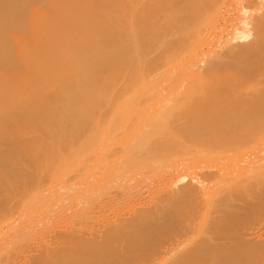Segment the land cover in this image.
<instances>
[{
	"label": "bare ground",
	"instance_id": "1",
	"mask_svg": "<svg viewBox=\"0 0 264 264\" xmlns=\"http://www.w3.org/2000/svg\"><path fill=\"white\" fill-rule=\"evenodd\" d=\"M186 1L189 3H187ZM204 2L205 0H0V184L9 175L16 176L19 181L20 180L28 181V180L34 179L35 177L36 179H39V180L41 179V176H42L41 173L37 174L36 176L32 173H29V171H26L24 169H18L15 167V165L18 162L22 163L24 158H26L25 156L22 157L16 153L18 152L24 153L22 151H25L26 152L25 154H27L30 149L33 150L34 146H36V141L33 139H30L29 137H24L25 134H38V148L40 147L41 152H43L42 150L46 149L43 153L46 156L49 155V158L50 157L53 158L55 156L54 153L57 151L55 148L58 147L56 143L59 144L58 148L61 149L63 145L64 148L62 147L63 149L61 150H64V149L66 150L65 147L69 145L73 146L74 141L78 140L79 143L82 142L80 141L82 139L84 141L86 136L89 133H91V130L93 129L94 125H96V123L92 124L93 126H91V129H90L88 127L90 124V119L94 118L96 119V122H97V118H95V115L99 116V114H102L103 111H105L106 108L104 110H101V109L107 106L109 100H111L110 101L111 105L112 103L113 104L116 103V106L118 109V111L116 110L114 114V116L116 117H114L115 119L112 121V123L115 121H118V119L119 121L121 119L127 120L130 115V111H125L123 110L124 108L123 109L121 108L123 107L124 101L128 100L127 98H130L131 95H133V93L135 92L134 91L135 89L137 90V88L135 89L133 88V85L134 84L137 85L136 82L137 81L140 82L142 78L140 77L141 79H139V77L135 75L136 72L131 71L133 68L137 70V68L134 67V65H135V62H137L138 64V59L137 60L135 59L136 60L135 62L133 61L134 59L133 60L130 59L132 61L131 62L129 58H126V60H124L122 56L124 55L123 47H122V44L119 43V41L122 40L125 35H128L131 33L129 29H132L133 23H135L134 18L137 16L139 20L141 21V22L138 21V23L139 24L144 23V25H142L143 27L142 29L144 32H141V35L143 38L142 39L139 38L142 45L141 43H138V42L137 43L141 47L143 46V42L146 40L145 41L146 47L147 46L149 47V39L156 35L160 36L159 35L160 30H158L159 23L157 24L158 20H161L160 21L161 26L159 27H162L166 22L171 21L172 22L171 26L173 25L175 27L176 25L181 30V26L182 25L185 26V23L190 21L191 20L190 18L196 15L195 13L197 12L195 11L194 15L185 19V16L183 15H185L187 11L184 5L186 6L190 5V8H194V6L191 7L192 6L191 4L193 5L195 4L196 6L198 5L197 7L195 6L196 8H198L199 5L201 6V3L203 4ZM173 6L176 11V13L174 12V14L173 12L171 13V10H170V8L171 7L173 8ZM177 6H179L180 8L183 7L185 11L182 12V10H179ZM160 9L164 10V12L162 13L160 12L161 18H159L160 16L156 14L158 13L157 10H160ZM130 10H131V13L128 14ZM187 10H190V9H187ZM166 11L168 13H166ZM179 11H181V13H179ZM178 13H179V16L183 13V15H181L183 17L180 16L181 18L179 19L173 16L176 14V16L178 17L177 15ZM165 15L171 18L175 17L176 19L174 18L175 19L174 21L168 20L165 17ZM256 16H258V14H256ZM263 17L264 16H261V17L259 16L260 18L259 20H261ZM255 18L257 19V17ZM187 19H190V20H187ZM263 20H261L262 22L259 21V23H256L258 24V26L256 25L255 26L259 28L264 27V25L259 26L260 23H264ZM255 21L256 20L254 19V23ZM147 22H149V24ZM167 28L168 29H166V31L170 32L171 31L170 28L169 27ZM259 28L258 29L255 28V30L257 29L259 31ZM135 30H137V27L135 28ZM138 35H140L139 30H138ZM263 35H261V37L259 38L253 39L250 42H247L245 40L246 42L240 41L241 43L240 42L237 43L236 41L234 42L235 44L232 43L231 45L227 46L225 50H223L225 52L224 54H222L223 57L218 56L220 58L216 62H213L212 60L213 62L212 63L208 59L210 64L203 65V70L201 71V73H199L201 74V76H198L199 75L198 74L197 77L196 76L194 77L195 79L193 78V80L192 79L191 81L189 80L190 82L188 81L189 83L188 82L185 83L186 85L185 89L187 88V86L188 88H190V85H193L195 87L191 86L193 88V89L190 88L192 89V91L191 90L187 91V93L188 92L190 93L188 94L186 93L185 97H184V94L183 96L182 94L180 95L181 97H183L181 99L182 103L178 98L180 96H177L178 99L176 98L177 99L176 101H178L179 104L175 100L174 101L178 104V106H175V107L171 106L173 108L172 109L167 105L166 108L168 109L163 108L166 112L162 111L163 114L158 113L157 115L161 117L165 115L166 117L169 118V120L174 119L172 117H176V116H179L180 119L182 118L184 121L178 127L176 126L177 130L184 131V133L188 134V136H190L194 140V142L195 143L197 142L198 144L199 142L200 143L203 142L205 144V141L207 142L209 139L211 140V138L207 136L211 134H214L216 136L217 140L215 141L217 145L219 144L217 146L219 148L222 145H224V147L225 145H227L226 147L228 148L229 144L230 145L234 144L236 146L237 144L240 146H249L250 144H257L260 142L263 143L264 141V37H262ZM173 38L175 37H172V39ZM204 38L206 39V37ZM181 40L182 39H180V41ZM178 41H179V38H178ZM222 42H220V44ZM166 43L167 42L163 44L164 47L161 46V49L162 47L163 49H165L166 46L169 45L168 43L166 45ZM183 43L184 42H182V44ZM178 44H181V43L179 42ZM173 45L175 44L173 43ZM171 48H175V47L173 46ZM132 49L134 50V48ZM163 49L161 50V52L163 51ZM166 49H168V47ZM169 51L171 52L167 53L163 51L166 54H161L160 51H159L160 53L157 52L160 55H164V56L165 55L167 56V54L172 55V57H170L171 55L169 57H166V56L165 57L163 56L164 58L162 57V59L166 58V61L168 60L167 58H172V62L169 60L171 63L167 67L177 62L178 60L177 55L179 56V53H180V52H177L178 54L177 55L175 54L176 55V58H175L173 54L176 53V50L172 52V49H170ZM158 56L159 55L154 56V57H158ZM245 57L247 58L245 59ZM174 59H177L176 62H173ZM213 59H216V58H213ZM127 60H128V64H125L127 63ZM153 60L154 58L150 61H153ZM156 60H159V59H156ZM144 61L146 62L145 64L150 65L148 64L149 62H147L149 61V59L148 60L141 59V64ZM160 61L162 60H159V62ZM166 61L162 62L164 63V65L161 63V65L163 66V69H164V66H166L165 65ZM169 61L167 62L169 63ZM154 63H156V61H154ZM154 63L151 64V66L155 65ZM238 64H241V66L243 67L240 68ZM156 65L157 66H153V67H159V70L163 71V69H160L161 66H159V64H156ZM123 66L125 67V69ZM235 66H238L240 69L238 70V67H237V70H236ZM120 68L123 71L124 70L125 71L121 72V70H119ZM147 68L149 67L147 66ZM145 69L146 67L143 70ZM233 69L236 71H233ZM149 70L153 72L154 69L152 70V68H149ZM149 70H147L146 72H149ZM159 70L157 69V71ZM174 70H175V67H174ZM130 71H131V74L129 76ZM213 72L215 75L213 74ZM120 73L122 74L124 73V76H122V74ZM154 73H156V71H154ZM169 73L170 72H167V74H164V75L167 76ZM175 73L176 72H174V74ZM259 73H260V76H259ZM132 74H134L136 77ZM178 74L179 73L175 74V77L173 76L172 79L174 81L178 80ZM209 74L212 75V77L214 76L213 82L203 80V78L205 77L201 78L202 76L209 75ZM257 74H258V79L261 76L263 77L262 80L259 79L261 80V82H259V80L256 78ZM147 75L148 74H146V77L145 78L143 77V79L147 78L146 80H149V78L150 79L153 78V76L147 77ZM161 75L163 74L160 73V76ZM252 76L256 78V79L255 78L253 79H255L258 82V83L255 82L257 83L256 85L258 86H256L255 83H253L254 81L252 79L251 80V82L253 81L252 84L256 86L252 88L253 90L250 89L251 91H248L246 93L242 92V90L239 93L236 92V90H239L241 88L244 89V87H240L241 85L240 82L242 81L247 82L246 80L247 79L250 80ZM157 78H160L159 75L158 77L156 75V79ZM161 78H163V76H161ZM173 80H170L172 83L169 81L171 83L170 88L176 84V82L174 83ZM249 80H248V83H249ZM144 81L145 80H143V82ZM126 82L131 83V84L133 83V84L130 85L129 87H127L129 84L127 86L124 85L126 87V89L124 87L125 89L123 93L124 97L123 95L121 96V98L116 97V96L112 97L113 95H116L117 92L120 91V89L123 90L122 84ZM161 82L163 81H160L159 84H161ZM159 84L157 83V85ZM236 84L237 86L238 84H240L239 89L233 90V86L237 88V86H235ZM169 85L170 84H168L167 86ZM243 85L245 86V83L242 84V86ZM250 86L252 87L253 85L250 84ZM175 87L177 88V85ZM150 88H153V85H151ZM164 88L166 89L168 87H164ZM198 88H199V91L201 89L200 93L203 95H199L200 93L197 90H196L197 92L194 91V89H198ZM112 89H114V91ZM171 89L169 90L171 91ZM207 90L209 94L207 93ZM185 91L186 90H184V92ZM113 92L114 93L116 92V94H114ZM150 92L152 94V91ZM167 92H166V96L168 97L169 93L167 94ZM145 93L146 92L144 91L140 93V97L142 94H145ZM134 97L135 99L140 98L138 94ZM162 97L165 98V96H162ZM114 98H115V101H114ZM146 98H148V96L144 97V100ZM141 100L142 102L144 101L143 99ZM137 101L139 100L137 99ZM130 103L128 102V104ZM183 103L184 105H181ZM111 105L109 103L108 107H110ZM109 109L107 108L106 111ZM111 109L110 111L112 112V110L115 111L116 108L112 110ZM174 111L175 112L178 111V112L175 113ZM227 111L230 112L231 116H228L230 114ZM167 112H170V113L167 114ZM103 114L110 115L109 113L108 114L103 113ZM144 114H146V112ZM224 114L226 115L224 117L227 118V120L224 119L225 121L228 122V117L230 118L228 125L227 124L224 125L222 123L218 124L219 122L217 118H221ZM102 116L103 115L100 116L99 120L102 119L101 122H103L102 124L105 125L108 120L105 121L103 118H101ZM143 116L144 115H142V117ZM134 119H136V117ZM163 120L165 121L162 122L160 120V122H162L163 125L159 121L156 122L154 120L157 124L156 127L158 128V130L162 129L165 126V124L167 126L166 119H163ZM138 121H141V120H138ZM101 122L98 121V124L101 125L100 124ZM114 124L115 123H113L112 127L110 128L111 132H112L111 129H115V127L113 126ZM133 126H131V128H133ZM137 126H139V124H137L135 127ZM161 126L162 128H159ZM171 126H172L171 124H168L167 127L171 128ZM128 127L130 128V125ZM167 127L165 128V130L168 129ZM173 127L171 129H176ZM118 128L119 126H117L116 129ZM102 129L103 128L101 129L97 128L96 131L97 132L103 131ZM170 131H171L170 129L167 130L168 135H170V133L172 132ZM129 132H132V130L130 131L129 129ZM119 134H123V132ZM218 135L220 137H218ZM40 136H42L41 138L43 141L42 143L39 139ZM83 136H85V138H83ZM201 137H203L204 140L205 138L207 139V137L208 139L204 141ZM197 139H199L198 140L199 142L197 141ZM211 141H213V143ZM211 141H210L211 144H216L214 143L213 139ZM161 142H162L161 144L163 145L165 144V141H161ZM128 143L129 142L125 143L124 146H126ZM157 143H160V142L157 141ZM166 145H168V141L166 142ZM195 145L198 146L197 144ZM162 146H160V148ZM71 148H75V145ZM166 148L167 147H165V149ZM232 148L230 150L234 149ZM67 150L71 151L70 148ZM74 150H76V148ZM46 152L47 154L48 153L49 154L47 155ZM33 154L28 153L26 155V156L29 155L28 158L26 159L28 160L27 162L33 161L32 157L35 156ZM31 155L33 156L30 157ZM19 157L20 158L22 157L23 160L21 159L22 160L21 161ZM24 162L26 161L24 160ZM260 162L262 163V161ZM44 164L46 165V163ZM44 164L42 162L41 165L45 166ZM12 165H14L13 168L5 169L6 166H12ZM43 166H41V168H43ZM254 176L255 175L247 177L248 178L247 182H246V177H244L245 180L240 179L241 181L240 180L239 181L240 182L244 181L245 182L244 185L249 183V181H251L250 179L257 182L256 179H258V177L255 176L256 177L255 178ZM250 183H253L255 187L254 182L251 181ZM250 183L247 184L248 186L246 185V189H243L244 188L243 183L242 184L239 183L241 186H243L240 190V192L243 190L242 199H240L243 201V202L241 201L242 202L241 204L248 201V200H244L247 196L251 197V199L253 198V200L258 198L257 196L256 198H254L255 197L254 195H258V193H259L258 196L261 199L263 197L262 202H264V194L261 193V192H264V189H262L264 188V183H262L261 188L260 186H258V185H261L259 181L257 183L258 185L256 184L257 188L256 187L253 188V185L250 186ZM191 187L192 186H190V188ZM228 189L231 192L232 189L230 188ZM182 190L179 191L180 193L177 192L175 194L177 197L175 195H172L173 197L172 198L170 197L168 199L167 203L169 202L168 203L169 205L167 203L165 204V206H167L166 208H172L173 206L174 211L171 213L172 214L176 213L175 215L177 217L174 214L170 215L171 213H169V209L165 210L166 211L165 214L169 213L167 216L164 215V213L162 214V212L159 210V209H162L163 211V208H161L162 206L160 208H157L158 210L154 212V215L156 212H157V215L158 213L161 214V215H158L159 217L157 216L158 221L155 219L156 217H154L153 220H152V217L150 219V216H152V214H147L149 213L148 211H143L141 212L142 214L144 213L143 216L140 217V214L139 216L138 215L136 216L137 218L139 217V219L136 218L132 220H126L121 225H117L114 228L106 231L105 236L98 239V241H91L92 243L96 244L94 246L86 247L85 242H83L84 239L73 236L70 238V241H68L67 246H63L62 248H59V249L53 250L52 252L47 253V255L38 258L37 261L35 260L34 264H141V262L144 263L145 260L147 261L146 264H150L153 261H154L153 263L155 264V260L157 259L156 255L158 254V252L160 254L162 253L161 249L163 247L160 249L161 244L159 243L160 246L159 247L157 246V247L159 248L160 251L158 250L157 252L155 251V249L153 250L154 247L152 246H154L155 244L154 245L152 244L154 243L153 241L150 242L151 241L150 235L153 234L152 228L155 227L159 229V230L157 229L155 230V232H158V233H154V235H152L153 237H156L155 234L156 235L160 234L159 233L160 230L165 231V229L169 227V226L167 227L165 226V224H167L168 222L167 221L168 219L170 221V219L173 218V216L177 220L181 219V217L183 216L182 215L183 211H181L179 208H181L183 205L185 206L186 204L185 202V204L182 205V203L179 202L181 201V198L180 200H178V198L181 197L182 195L181 192L185 193L184 190L183 191ZM186 190H188V188L185 189V191ZM190 190L193 191L194 188ZM191 192L189 191V193ZM225 193H222V194L220 193V198L222 195L225 196ZM188 194L186 191L185 195L190 196V194L189 195ZM193 194H191V196H193ZM252 194H254L253 195L254 197L252 196ZM185 195L184 194L182 195V199L186 197ZM231 196L233 197L232 194ZM229 197L230 196H227L225 201H224V197H222L221 199H218L219 204L218 203L217 204L219 205V207L215 208V211L217 209L216 215L215 216L213 215L214 217L212 216V218L209 217L211 220L208 218L209 222L211 221L210 223L211 225L208 222V224L206 225L207 227L204 229L206 230L208 226H210L209 229L205 231V232H208V234H205V235L204 233L200 234L199 237L201 238L198 237L199 239H196V237L194 236L195 238L193 240L191 238V241L189 242V244H188L189 240H185L184 242L182 240L183 243L181 242V239L178 240V238L181 237V234H180V237L174 238L175 239L174 242L180 241L181 243H179L180 244L179 246L178 242L177 243L173 242L174 245L172 246H175L176 249H178L176 250L174 248L175 252H173V249L170 250L169 248L171 253L170 251L168 252L171 254V257L173 258V260L169 258L171 262L174 263L175 261H177L174 264H177V263L178 264H204V263H207L208 261H210L211 263V261L213 262L214 260L218 258H221L220 260H222L225 257L228 259L229 258L228 257L229 245L230 246L233 245L230 243H234L233 248L241 247L242 249L243 247V250L249 246L251 249H250V254H248V256H250V258L253 256L252 257L253 259L251 258L253 262H254V258L255 260H258V262L259 260L264 258V236H262L261 234V236H254V237L252 236L253 237V238L251 237L252 239L251 238L246 239L245 237L246 235L243 236L241 232L237 231V228H234L233 222L235 221L231 222L230 220H235L233 215L237 214V212H234L233 214L229 211L230 210L229 208H231L230 203L232 204L235 203V199H229ZM248 197L246 199H250ZM170 199H173V201L171 202ZM192 199L194 200V198ZM236 200H238L239 202V199H236ZM195 201H196V198L194 200V203ZM249 202H248L249 206L247 203H244L245 205L246 204L247 205L243 206L244 210H243V207H241L242 211H245V207L247 206L250 208V205H252V202H253V205H255L254 201L251 200L250 202L251 204ZM177 203L178 205L181 203L180 204L181 206H178ZM260 203L261 202H259V204ZM262 204L259 205V208L257 204L256 205L257 209L259 210L262 208L264 209V205L262 206ZM239 206H238V209L240 208ZM174 207L177 208V210H179V213L178 211L176 212ZM189 207H191L190 209L192 211L193 210L192 208L195 206H189ZM24 208L27 209L26 206ZM233 208L235 209V207ZM249 208L248 210L250 209L253 210L255 207L253 206L252 207L253 209L252 208L249 209ZM183 209L184 208H182V210ZM257 209L255 208L254 209L255 211H250V214L251 212H256ZM170 211L172 210L170 209ZM6 212H7V209L5 207H3L0 210V213L2 214H5ZM183 214L186 215L187 211L186 213L184 212ZM188 214L190 215L191 213L188 211ZM194 214L196 216L195 210L193 211V214H191L192 217ZM242 215L243 214L241 213V216ZM146 216H149V217H146ZM184 217L182 218L184 219ZM146 218L149 220H147ZM183 219L181 220L183 221ZM191 219L194 220V218H191ZM187 220L188 218L186 216V220L184 221H187ZM193 220L191 223H193ZM155 221H156V224L158 225L154 223ZM172 221L171 222L173 224L168 223V225H175L173 219ZM150 222L154 224L155 226L152 225ZM158 222H160V225L162 224L161 227L163 229L160 227ZM163 223L166 228L163 226ZM176 223L179 225L178 222ZM180 223L182 224L184 222H180ZM184 224L186 225V223ZM184 224L182 225V227H184ZM187 224H188V221H187ZM189 225L190 227L193 226V224L191 225L190 223ZM139 226L141 227V229ZM142 227L143 228L145 227L147 229L145 230L146 232L144 231L145 228L143 229ZM135 230H138V231H135ZM140 230L141 232L143 231L145 234H143V232L141 233ZM166 230H167L166 234H168V230L170 231V229L168 228ZM149 231L151 233L150 235L149 234L147 235ZM136 232L137 233L140 232L142 236L143 235H147V236L140 237V234H136ZM179 232L181 233L182 230H180ZM163 233L164 232L161 233L162 236H163ZM166 234L164 236H166ZM164 236H163V241L167 239V238L164 239ZM158 240L159 242H161L159 238ZM115 243L116 245H114ZM155 243L156 245H158L157 242ZM254 247L255 248L259 247L258 249H256L257 252L259 253H257L256 251L254 252L255 250ZM150 252H153V253H150ZM155 252L157 253L156 255L154 254ZM163 252L165 253V251ZM168 252L166 254H168ZM160 254L158 255L160 256ZM246 254L244 253L243 257ZM165 255H164V258L166 257ZM248 256L246 255L245 256L246 259L244 258V260H247ZM168 257H170V255L169 256L167 255V258ZM260 257L261 259H259ZM159 259L158 261L156 260L158 262L157 264H159V261H160ZM251 259H249V261L247 260L248 264L251 261ZM148 260H150L151 262ZM66 261H69V262L66 263ZM160 263L163 264V262H160Z\"/></svg>",
	"mask_w": 264,
	"mask_h": 264
},
{
	"label": "rangeland",
	"instance_id": "2",
	"mask_svg": "<svg viewBox=\"0 0 264 264\" xmlns=\"http://www.w3.org/2000/svg\"><path fill=\"white\" fill-rule=\"evenodd\" d=\"M187 3H189V2H187ZM191 5H192L191 7L194 6V8H190V5H188L189 7L184 5L187 12H186V14L184 13L185 15H183V13L181 15L185 16V19H186V18H189L192 15H194L195 11H197L198 14L196 12L195 13L196 15H194L190 18L191 20L187 19L190 21L186 22L185 26L182 25L183 28L181 26V30L175 24L174 25L176 28L173 25L171 26L172 22L168 21V20L174 21L176 18L180 19L181 17H183L181 15H180L181 17L179 16V13H181V11H179V13L177 14L178 17L176 16V14L173 15L174 12L176 13V11H175L174 6H173L174 9L171 7L170 8L171 13L173 12L172 15L175 16L176 18L175 17H172V18L167 17L165 15V17L168 19V20L167 19L166 20L169 23L165 21L166 23L162 26L164 28L159 27V26H161V23H160L161 20H158L157 24L159 23L158 30H160V33H159L160 36L156 35V36L150 38L149 39V47L148 46L146 47V42H145L146 40L145 41L143 40L145 43L142 41L143 46L140 47L138 44V43H141L140 39L143 38L141 35V32H144L142 29L143 28L142 25H144V23L139 24L138 21L139 22H141V21L139 20V18L137 16L134 18L135 23H133L132 29H129L131 31V33L128 35H125L122 39L123 41L122 40L119 41V43L122 44V47H123L124 55H122V56H123L124 60H126V58H129V60L134 59L133 61L135 62L138 59V64H137V62H135V65H134V67H136L137 70H135L133 68L134 70L132 69L131 71L136 72L135 75L137 77H139V79H141V78L143 79V77L145 78L146 74H148L147 77L153 76V78H151V79L149 78V80H146L147 78L143 79V80H145L144 82L146 84L143 82L142 79L140 80V82H138L136 80L137 81L136 83L139 86L134 84L133 88L134 89L137 88L138 91L136 89L135 90L132 89L135 92L133 93V95H131L130 98H127L128 100L124 101L123 107L121 108V109L124 108L123 110H125V111H130V115H129L127 120L120 118L121 120L119 121V119L117 118L118 121L113 122V123H115L113 125L115 127V129H111L112 132L110 131V128L112 127V124H113L112 121L115 119L114 117H116V116H114V114H115L116 110L118 111V109H117L116 103L114 102L115 104L112 103V105H111V102H110L111 100H109L107 106L105 105L106 107H103V109H101V110H104L105 108L106 109L107 108L108 109L109 108L110 109L116 108L115 111L111 109L112 110V112H111L109 109V110H107L108 111L107 112L105 109L106 112L103 111V113H105V114L109 113L110 115H104L103 113L99 114V116L95 115V118H97V122H96V119H94V118L90 119V124L88 127L91 129V126H93L92 124L96 123V125H94L93 129L91 130V133H89L86 136V138H85V136H83V138H85L84 141H83V139L80 140L83 143L82 142L79 143L78 140L74 141L75 144L73 143V146L75 145L76 150H74L75 148H71V147H73L71 145L65 147L66 150L65 149L61 150L64 148V146L62 145L63 148L60 146L61 147V149H60V148H58L59 144L56 143V145L58 147L55 148L57 150L54 153L55 156L53 158H51V157L49 158V155H48L49 153L47 154V152H46V154L48 156H46L43 153L46 149L42 150L43 152H41L40 147L38 148V134H25L24 135V137H29L30 139H33L36 141V146H34L33 150L30 149L28 151L29 154H33L35 152L33 154L35 156L32 157L33 155H31L30 157H32L33 161L27 162L28 160H26V159L28 158L29 155L28 156H26V155L28 153L25 154L26 153L25 151H22L24 153H21V152L16 153L22 157L25 156L26 158H24V160L26 162H24L22 157L21 158L19 157L20 160L21 159L23 160V162H22L23 164L18 162L15 165V167L18 169H24L26 171H29V173H32L36 176H37V174L41 173L42 176H41L40 180L36 179V177H35L34 179H31L28 181H22V180L19 181L16 176L9 175L0 184V210L3 207H5L7 209V212L5 214L0 213V264H34L35 260L37 261L38 258L47 255V253L52 252L53 250L62 248L63 246H67L68 241H70V238L73 236L80 237V238L84 239L83 242H85L86 247L94 246L96 244L92 243L91 241H98V239L105 236L106 231L114 228L117 225H121L126 220L136 219L137 218L136 216L137 215L139 216V214H140V217L143 216L144 213L143 214L141 213L143 211H148L149 213H147V214H152V216H150V219L152 217V220H153L154 217H156L155 219L157 220V216L161 215V214L158 213V215H157V212H156L154 215V212L158 210L157 208H160L162 206L161 208H163V211H162V209H159V210L162 212V214L164 213V215L167 216L169 213L173 212L174 210H173V206H172V208H166L167 206H165V204L167 203V201L170 197L171 198L173 197L172 195H175L177 192L180 193L179 191H181L182 189L184 190L185 193H183V192H181V193H182V195L183 194L185 195L186 191L188 194L189 191L190 192L192 191L190 189L194 188V190L191 193H189L190 196L185 195L186 197H184V199H186V200L182 199V195H181V197L178 198V200H180V198H181V201H179V202H181L182 205L185 204V202H186L185 206L183 205L184 207L182 206L179 209L181 211H183V213L184 212L186 213V211H187V214H188V211L191 214H193V211L195 210L196 216L194 214L192 217V215L190 214L191 215V217H190L189 214L185 215L182 213V215H183L182 217L185 216L184 219L181 217V219H183V221L181 219L177 220L174 216H173V218L170 219V221L168 219L167 220L168 222H167V224H165V226L166 227L169 226V227L166 228L164 226L165 222L163 223V226L166 229H168V228L170 229V231L168 230V234H166L167 230L165 229V231L160 230L159 231L160 234H157V235L155 234L156 237H153L152 235H154V233H158V232H155V230L157 229L155 227L152 228V230H153L152 235H150V233H151L150 231H149V233H147V235L149 234L151 236L150 242L153 241L154 243H152V244L153 245L155 244L154 246H152V247H154L153 250L155 249V251L158 252V250H159L158 247L160 246L159 243L161 244L160 249L163 247L162 248L163 250L161 249L162 255L159 252H158V254H160V256L156 252L154 253L155 255L157 254L156 255L157 261L160 258L159 264H161L160 262H163V264H169L171 262L169 258H171L173 260V258L171 257V254H170L171 253L170 250L173 249V252H175L174 248L176 249V247L172 246V245H174V243L178 242V241L174 242V240H175L174 238L180 237V234H181V237L178 238V240L181 239V242H182V240H183V242L185 240H189L188 244L191 241V238H192V240L195 237H196V239H199V238H201V237H199L200 234H203V233H204V235L208 234V232H205V231H207V229H209L210 226H208V228L206 230H204V229L207 227L206 225L209 222V219H210L209 217L212 218L213 215L214 216L216 215L217 209L215 211V208L219 207L218 199H221L222 197H224V201H225L226 197L230 196L229 199H235V203L238 204L237 205L233 202L236 205L235 206L234 204L230 203L231 208H229L230 209L229 211L231 213L234 214V212H237V214L233 215L235 220H230L231 222L235 221V222H233V226H234V228H237V231L241 232L243 234V236L246 235L245 236L246 239H248V238L250 239L252 236L253 237L254 236H261V234H262V236H264V209L262 208L259 210V209H257V206H256L258 204V208H259V205L264 203V202H262L263 197L261 199L258 196L259 195V193H258V195L252 194V196L253 195L255 196V197L253 196L254 198H256V196L258 197L254 200H253V198L251 199V197H248V196L247 197L250 199H246L247 197L244 199V200H248V201L244 202L247 204H248L249 200H250V202H251V200L255 202L254 203L255 205H253V202H252V205H250V208H252L254 206L258 211L256 210V212H251V214H250V211H255L254 210L255 208L254 209L252 208L253 210H251L248 207L249 206V204H248V206L245 207V211H242L241 207L246 206L247 204L246 205L244 203L241 204L243 201L240 200V199H242V195H243L242 194L243 190L241 192H240V190L243 186H244L243 189H246V185L252 181L255 183V187L257 188L256 184L259 181V183H261V185H258V184L257 185L260 186V188H261L262 183H264V164H263L264 163V161H263V159H264V141H263V143L260 142L257 144H250L249 146H240L238 144L236 146L234 144L233 145L229 144V146H228L229 150L232 147L234 148V149L232 148L233 150L229 151L228 148L226 147L227 145H225V147H224V145H222L220 148L217 147L219 144L217 145V143L215 141V140H217L216 136L214 134H211V135H207V136H209V138H211V140L213 139L214 143H216V144H211V142L213 143V141H211L210 139L209 140L211 142L208 140L209 142L207 141L208 142L207 143L205 140H207L208 137H207V139L205 138V140L203 139V137H201L205 141V144L202 142L203 140L201 141L202 143H200L198 141L199 139H197V141L199 142V144H198L197 142L195 143L194 140L190 136H188V134L184 133V131L177 130V127L184 121L182 118L180 119L179 116H176L178 118L172 117L174 119L169 120V118L166 117L165 115L162 116L163 118L161 116L157 115L158 113L161 114L162 111L166 112L164 109L167 107V105L170 108H172L173 106L174 107L178 106L179 103L176 100L179 98V100L181 101V99L183 98L180 95L182 94V96H183V94H184V97H185L187 91H190V90L192 91V89H193L191 87L193 85H190V88H192V89L188 88V86L185 89V86H186L185 83L188 82L189 80L191 81V79L193 80V78L195 76L197 77V75L199 73H201V71L203 70V65H205V64L209 65L210 64L209 60L211 62H212V60H213V62H216L220 58L218 56L223 57L222 54L225 53L223 50H225L227 46L231 45L232 43L235 44L234 42H236V41H237V43L240 41L250 42L253 39L259 38V37H261V35L264 34V29H263L264 27H260V28L256 27V26H258V24H256V23H259V21L263 20V18H264L263 17L261 20H259L260 19L259 16L260 17L264 16L263 15V13H264V0H205V2L203 4L201 3V6L199 5L198 8H196L198 5L197 6L195 4L194 5L191 4ZM180 6H181V4H180ZM177 7L179 10H182V12L185 11V9L183 7L182 8L184 10L182 8H180L179 6H177ZM187 9H190V10H187ZM160 10H157L158 13H156L159 16L161 15L162 12H164L163 9H160ZM130 13H131V10L129 11L128 14H130ZM166 13H168V12L166 11ZM256 14H258V16H256ZM253 15H255V16H253ZM186 16H188V17H186ZM255 17H257V19ZM159 18H161V16ZM254 19L256 21L257 20L258 21L257 22L255 21V23H254ZM147 23L149 24V22H147ZM261 25L263 26L264 23H260L259 26H261ZM136 27H137V30H135ZM138 27H139V29H138ZM167 27L170 28V30H171L170 32L166 31V29H168ZM255 28H257V29L259 28V31L257 29L255 30ZM138 30H139L140 35H138ZM134 31H136V32H134ZM172 37H175V38L172 39ZM204 37H206V39ZM262 37H264V35ZM178 38H179V41H178ZM180 39H182V40L180 41ZM175 41L177 44L175 43ZM165 42H167L169 44L168 46H166V48L168 47V49L165 48L166 50L163 49V47H164L163 44H165ZM179 42L181 44H178ZM182 42H184V43L182 44ZM220 42H222V43L220 44ZM167 43H166V45H167ZM173 43L175 45H173ZM133 44H134V46H133ZM171 44L175 48H171V47H173ZM141 45H142V43H141ZM161 46H163L162 47L163 51H165L167 53L171 52V51H169L170 49H172V52L174 50H176V53H174V54L172 53L175 58H176V55L178 54L177 52H180L179 56L177 55L178 60L174 59V61H173V62H176V60H177L176 63L171 64L169 67H167L172 62V58H167L168 59L167 61H169V60L171 61V62L169 61V63L166 61V58L162 59V57L164 55L159 54L162 50ZM221 46H222V48H221ZM132 48H134V50ZM140 49H142V50H140ZM221 50L223 51V53ZM163 51L161 52V54H166ZM157 52H159V53H157ZM157 55H159V56L154 57ZM170 55L171 54H167V56L166 55L165 56L169 57ZM152 57L154 58V60L150 61L153 59ZM170 57H172V55ZM213 58H216V59H213ZM246 58L247 57H245V59ZM141 59L142 60H145V59L148 60L149 59V61H147V62H149L148 64H150V65L145 64L146 63L145 61L142 62V64H141ZM156 59H159L162 61L159 62V60H156ZM154 61H156V63H154ZM164 61H166V63H168V64L165 63L166 66H164V69H163V66L161 65V63ZM125 62H123V63H125ZM152 62L155 64L153 66H157L156 64H159V66L162 67V68L160 67V69H163V71L159 70V67L151 66V64H153ZM157 62H159V63H157ZM125 64H128V60H127V63H125ZM162 64L164 65V63H162ZM146 65L149 68H152V70L154 69L153 72L150 71L151 69L149 70V68H147ZM238 66H240V68L243 67V66H241V64H238ZM238 66H235L236 70H237ZM145 67H146V69L143 70ZM174 67H175L176 71L174 70ZM121 68H122V66H121ZM121 68L119 70H121V72H122L123 70ZM156 68L160 72L157 71ZM240 68L238 67V70ZM124 69H125V67H124ZM147 70H149V72H146ZM236 70L233 69V71H236ZM131 71L129 73V76L131 74ZM154 71H156V73H154ZM183 71H184V73H183ZM167 72H170L168 74L169 76L164 75V74H167ZM174 72H176L175 74L179 73L178 74V80H176V81H174L172 79L173 76L175 77ZM160 73L163 74V75H161V76H163V78L165 76L166 77L164 79L161 78ZM182 73H183V75H182ZM120 74H122V73H120ZM213 74H214V72H213ZM126 75H127V73H126ZM132 75H134V74H132ZM156 75H157V77L159 75L160 78L156 79ZM202 75H203V73H202ZM122 76H124V73L122 74ZM198 76H201V74H199ZM259 76H260V73H259ZM203 77H205V78H203ZM211 77H212V75L209 74V75H204L201 78H203V80L213 82L214 76L212 78ZM255 77H256V75H255ZM255 77L252 76L250 78V80L247 79L246 80L247 82H245V81L240 82L241 85L238 84V86H237V84H236L235 86H237V88L233 86V90L239 89V85H240V87H244V89L241 88V89H239L240 91L236 90V92L239 93V92H241V90H242V92H245V93L248 91H251L250 89L258 86V85H256L258 82L255 80L256 78L258 79V74H257V77L256 78ZM253 78H255V79H253ZM262 78L263 77L261 76L259 79L262 80ZM115 79H116V77H115ZM252 79L254 81V82L252 81L253 83L257 82V83H255L256 86L254 84H252V82H251ZM170 80H173L174 83L176 82V84L171 87L172 89L170 88L171 83H172ZM248 80H249V83H248ZM261 80H259V82H261ZM128 81H129V79H128ZM160 81H163V82H161V84H159ZM177 82H178V84H177ZM157 83L160 86L157 85ZM244 83H245V86L244 85L242 86V84H244ZM132 84L128 83V82L122 84L123 90H121V89H120V91L117 90L118 91L117 94H116V92L115 93L113 92L116 95L112 94L113 95L112 97L116 96V97L121 98V96L123 95V93L126 89V87L124 85H126V86L128 85L127 87H129ZM168 84H170V85L167 86ZM250 84L253 86L251 87ZM151 85H153V88H155V89L150 88ZM176 85H177V88L175 87ZM246 86H248L249 89ZM124 87H125V89H124ZM164 87H168V88L165 89ZM193 87H195V86H193ZM174 88H175V90H174ZM199 88L194 89V91L195 92L198 91L200 93L201 89L199 91ZM169 89H171V91ZM112 90L114 91V89H112ZM184 90H186V91L184 92ZM143 91L146 93L142 94L143 96L141 95V97H142L141 98L140 93H142ZM150 91H152V94ZM154 91H156V92H154ZM166 92H167V94L169 93L168 97L166 96ZM147 93H148V95H147ZM188 93H190V92H188ZM207 93H208V90H207ZM137 94L140 97V98H137L139 101H137V99H135V97H134ZM199 95H203V94L200 93ZM147 96H148V98H146L144 100V97H147ZM162 96H165V98ZM177 96H180V97L177 98ZM112 97H111V99H112ZM123 97H124V95H123ZM141 99H143L144 101L142 102ZM130 100H132V101H130ZM158 100H159V102H158ZM114 101H115V98H114ZM128 102L129 103L132 102V103L128 104ZM133 102H134V104H133ZM109 103L111 105L110 107H108ZM181 103H182V101H181ZM181 105H184V103ZM181 105H179V106H181ZM166 109H168V108H166ZM178 111H176V112H178ZM98 112H100V111H98ZM145 112H146V114H144ZM170 112H167V114ZM175 113H174V115H175ZM228 113L230 114V112H228ZM65 115H67V114H65ZM101 115H103L101 118H103L105 121L108 120L105 125L102 124L103 123V122H101L102 119L99 120ZM116 115H117V113H116ZM142 115H144V116L142 117ZM134 116L136 117V119H134L135 118ZM156 116H158V117H156ZM224 116H226V115L224 114L221 118H217L219 123L218 122H216V123H218V124L222 123L224 125H226V124L228 125V122L230 121L229 120L230 118L228 116H231V114L227 116L228 122L224 120V119L227 120V118ZM239 116H240V114H239ZM93 117H94V115H93ZM140 117H141V119H140ZM158 119H160L162 122L165 121L163 119H166L167 126H168V124H171L172 125L171 128L174 126L173 128H176V129H171L170 127L168 128L165 124V126L163 128H162V126L159 127L162 129L158 130V128L156 127V125H157L156 122L157 121L160 122V120H158ZM219 119L221 122L219 121ZM138 120H141V121H138ZM98 121L101 122L100 123L101 125L98 124ZM223 121H224V123H223ZM162 122H160V123H162ZM128 124L130 125V128L128 127L129 126ZM137 124H139V126L140 125L141 126L135 127ZM162 125H163V123H162ZM117 126H119L118 129H116ZM131 126H133V128H131ZM127 127L130 129V131L132 130V132H129V129ZM166 127L172 131V132L170 131L171 132L170 135H168V132H167L168 129L165 130ZM89 128H88V130H89ZM97 128L98 129L103 128L102 130L104 132L103 131L97 132L96 131ZM133 129H134V131H133ZM136 129H137V131H136ZM122 132H123V134H119ZM217 134H219V133H217ZM204 137H206V136H204ZM218 137H220V136L218 135ZM41 138H42V136H40V138H39L41 143H42L43 141ZM201 138H200V140H201ZM192 140H193V142H192ZM157 141L160 143H157ZM161 141H165V144L164 145L161 144L162 143ZM167 141H168V145H166ZM127 142H129L127 144L129 146L126 145L127 146L126 147L124 145ZM63 144H65V143H63ZM80 144H82V145H80ZM195 144H197L198 146H196ZM67 145H68V143H67ZM160 146H162V147L160 148ZM215 146L219 149H217ZM165 147H167V148L165 149ZM69 148L71 149V151L67 150ZM79 148H80V150H79ZM58 149H60V150H58ZM38 151H40V152H38ZM262 151H263V153H262ZM31 152H33V153H31ZM50 156H51V154H50ZM255 156H257V157H255ZM30 157H29V159H30ZM260 161H262V163ZM42 162H43V164L46 163V165L45 164H44L45 166L41 165ZM130 163H132V164H130ZM250 164H252V165L254 164V165L252 166ZM13 166L14 165L6 166L5 169L13 168ZM41 166H43V168H41ZM236 166H237V168H236ZM244 171H245V173H244ZM252 173H254V174H252ZM253 175L258 177V179H256L257 182L250 179L251 181H249V183L244 185V183H245L243 181V180H245L244 177H246V182H247V179H248L247 177H250ZM230 177H232V178H230ZM240 179H243L242 180L243 182H240L241 181ZM190 183H191V185H190ZM239 183H241V184L243 183V186H241ZM189 185L192 186L193 188L192 187L190 188ZM252 185H253V188H255L254 184L250 183V186H252ZM186 187L188 188V190L185 191V189H187ZM228 188L232 189L231 192ZM262 189H264V188H262ZM225 192H227V193H225ZM220 193L221 194L225 193V196L222 195L220 198ZM229 193H230V195H229ZM235 193H237L238 196ZM261 193L264 194V192H261ZM191 194H193V196H191ZM231 194L233 195V197L231 196ZM195 195H196V197H195ZM260 196H261V194H260ZM190 197L194 198V200L196 198V201H195L196 204L194 203V200ZM215 198H216V200H215ZM173 199H170V201L172 202ZM236 199H239V202ZM176 200H177V198H176ZM182 200H183V202H182ZM256 202H257V204H256ZM259 202H261V203L259 204ZM174 204H176V203H174ZM180 204L178 205V203H177L178 206H181ZM263 205L264 204H262V206ZM25 206L27 207V209L24 208ZM189 206H195V207H193L192 208L193 210L191 211V209H190L191 207H189ZM238 206L240 207L239 208L240 210L238 209ZM175 207H177V206H175ZM175 207H174V209L176 210V212L178 211V213H179V210H177V208H175ZM233 207H235V209ZM182 208H184V209L182 210ZM185 208H187V209H185ZM248 208L250 210H248ZM167 209H169V213L165 214V212H166L165 210H167ZM170 209L172 211H170ZM243 210H244V207H243ZM238 211H239V213H238ZM241 213L244 216L243 215L241 216ZM147 214H145V215H147ZM173 214L175 215L176 213H173ZM173 214L171 213L170 215H173ZM179 216H180V214H179ZM186 216L188 218V220H187L188 224H187V221H184V220H186ZM146 217H149V216H146ZM191 218H194V220ZM137 219H139V217ZM172 219L174 220L175 225H168V223L171 224L173 222ZM147 220H149V219H147ZM192 220H193V223H191ZM159 221H161V220H159ZM175 221L178 222L179 225ZM179 221L186 223L187 227L184 223L181 224ZM161 222H163V221H161ZM154 223L156 224V221ZM158 223L160 225V222H158ZM189 223L191 225L193 224V226L190 227ZM210 223H211V221L209 222V224ZM183 224H184V227L186 228V230L184 227H182ZM212 224H213V222H212ZM152 225H154V224H152ZM156 225H158V224H156ZM161 225H160V227H161ZM176 225H178V226H176ZM174 226H175V228H174ZM189 227H190V229H189ZM140 229H141V227H140ZM138 230H135V231H138ZM145 230H147V229L145 228L144 231ZM157 230H159V229H157ZM180 230H182L181 233L179 232ZM140 232H141V230H140ZM140 232L139 233L136 232V234H140ZM162 232H164L163 236L166 234V236H164V239L167 238L164 241H163V236L161 235ZM143 234H145V233L143 232ZM147 235L142 236L140 234V237H144ZM157 237L161 240V242H159ZM155 242H157L158 245H156ZM181 242L179 241L178 244ZM230 244H233V245L232 246L229 245V251H228V257L229 258L228 259L226 257H225L226 259L223 258L222 260H220L221 258H218V259H216L218 261L214 260L215 262L211 261V263H210V261H208L207 263H204V264H209V263L210 264H212V263H214V264H226V263L227 264H248L247 262L249 261V259H251L253 257L252 256L250 258V256H248V254H250L251 248L249 246L248 247L246 246L247 248H245L243 250V247H242V249H241V247L233 248L234 243H230ZM114 245H116V243ZM179 246H180V244H179ZM169 248H170V250H169ZM258 248L259 247H256L254 252L255 251L257 252L256 249H258ZM176 250H178V249H176ZM163 251H165V253ZM166 251L167 252L170 251V253L168 252V254H166L167 253ZM252 251H253V249H252ZM153 252H150V253H153ZM243 252L245 254L247 253L246 255L248 256V259H247L248 261L244 260L246 255H244V257H243V254H244ZM237 253H239V254H237ZM257 253H259V252H257ZM172 254H174V253H172ZM164 255L166 256L165 257L166 259L164 258ZM167 255L168 256L170 255V257L167 258ZM150 256H151V254H150ZM161 257H162V259H161ZM152 258H154V257H152ZM252 259L249 262V264H263V262H264L263 261L264 258L261 259V257L259 258V259H261V260H259V262H258V260H255V258H254V262H253ZM256 259H258V258H256ZM156 260H155V264L158 263ZM148 261H150V260H148ZM243 261H245V262H243ZM68 262L69 261H66V263H68ZM146 262L147 261L145 260V262L144 263L141 262V264H146ZM167 262H169V263H167ZM176 262L177 261H175L174 263H176ZM152 263H150V264H152ZM171 263H173V262H171Z\"/></svg>",
	"mask_w": 264,
	"mask_h": 264
}]
</instances>
